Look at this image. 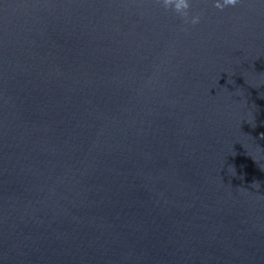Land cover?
Instances as JSON below:
<instances>
[{
    "label": "water",
    "instance_id": "1",
    "mask_svg": "<svg viewBox=\"0 0 264 264\" xmlns=\"http://www.w3.org/2000/svg\"><path fill=\"white\" fill-rule=\"evenodd\" d=\"M0 264H264V0H0Z\"/></svg>",
    "mask_w": 264,
    "mask_h": 264
}]
</instances>
